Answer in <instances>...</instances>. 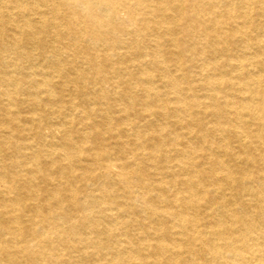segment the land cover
Wrapping results in <instances>:
<instances>
[{"label": "bare ground", "instance_id": "bare-ground-1", "mask_svg": "<svg viewBox=\"0 0 264 264\" xmlns=\"http://www.w3.org/2000/svg\"><path fill=\"white\" fill-rule=\"evenodd\" d=\"M0 264H264V0H0Z\"/></svg>", "mask_w": 264, "mask_h": 264}]
</instances>
